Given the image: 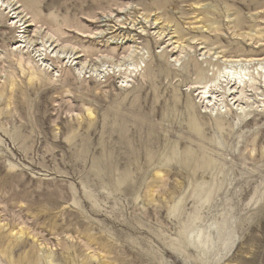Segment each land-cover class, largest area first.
Returning <instances> with one entry per match:
<instances>
[{
  "label": "rangeland",
  "instance_id": "374dc122",
  "mask_svg": "<svg viewBox=\"0 0 264 264\" xmlns=\"http://www.w3.org/2000/svg\"><path fill=\"white\" fill-rule=\"evenodd\" d=\"M262 64L264 0H0V264H264Z\"/></svg>",
  "mask_w": 264,
  "mask_h": 264
},
{
  "label": "bare ground",
  "instance_id": "6f19581e",
  "mask_svg": "<svg viewBox=\"0 0 264 264\" xmlns=\"http://www.w3.org/2000/svg\"><path fill=\"white\" fill-rule=\"evenodd\" d=\"M11 4H12V3H11ZM262 65H264V64H262ZM244 68H245V66H244ZM263 69H264V67H263ZM245 72H246V71H245ZM247 73H248V72H247ZM239 74H240V73H239ZM239 74H238V75H239ZM245 74H246V73H245ZM248 74H249V73H248ZM241 75H242V74H241ZM236 77H237L236 80H239V79H241V78H242V79H245V80L248 79L249 81L252 80V76H251V78H250V76H248L249 78H247L246 76H243V77H244V78H243V77H241L240 75H239V76H236ZM240 77H241V78H240ZM236 80H235V81H236ZM242 82H243V80H241V83H242ZM245 82H246V81H245ZM243 83H244V82H243Z\"/></svg>",
  "mask_w": 264,
  "mask_h": 264
}]
</instances>
